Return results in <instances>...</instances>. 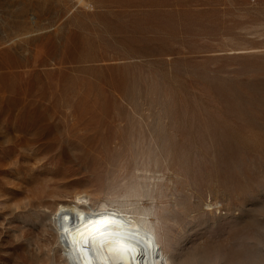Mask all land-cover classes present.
I'll return each instance as SVG.
<instances>
[{
	"label": "rangeland",
	"instance_id": "374dc122",
	"mask_svg": "<svg viewBox=\"0 0 264 264\" xmlns=\"http://www.w3.org/2000/svg\"><path fill=\"white\" fill-rule=\"evenodd\" d=\"M79 194L264 264V0H0V264H67Z\"/></svg>",
	"mask_w": 264,
	"mask_h": 264
},
{
	"label": "bare ground",
	"instance_id": "6f19581e",
	"mask_svg": "<svg viewBox=\"0 0 264 264\" xmlns=\"http://www.w3.org/2000/svg\"><path fill=\"white\" fill-rule=\"evenodd\" d=\"M81 196L67 200L73 206L58 205L52 220L67 264H186L189 261L177 262L168 254L164 246L168 244L158 234L159 225L151 219L154 211L152 214L149 209H134L123 213L105 203L95 211ZM156 220L159 223V218Z\"/></svg>",
	"mask_w": 264,
	"mask_h": 264
}]
</instances>
